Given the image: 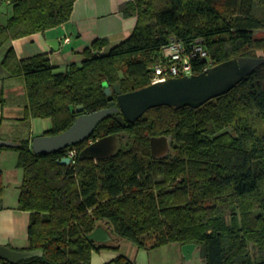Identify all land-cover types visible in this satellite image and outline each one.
Segmentation results:
<instances>
[{
    "label": "trees",
    "instance_id": "16d2710c",
    "mask_svg": "<svg viewBox=\"0 0 264 264\" xmlns=\"http://www.w3.org/2000/svg\"><path fill=\"white\" fill-rule=\"evenodd\" d=\"M76 1L9 0L13 14L0 23V49L68 22ZM258 8L264 10V0H133L121 8L138 17L132 35L106 54V43L94 41L82 64L65 73H54L47 55L19 60L9 48L1 64L24 79L23 120L50 119L45 135L108 108L105 83L120 84L124 93L151 85L171 38L188 47L201 40L214 66L240 57L263 63L198 109L158 107L125 126L110 116L83 142L47 155H36L29 138L0 147V154L16 151L25 172L18 209L30 212V246L14 250L42 252L18 262L0 258V264H91L105 245L87 236L102 223L141 248L195 244L206 264H264V36H257L264 18ZM120 132L130 134L128 148L105 160L80 159L88 145ZM155 136L173 137L168 157H152ZM70 149L75 162L61 164ZM4 187L0 171V196ZM114 263L133 264L124 256Z\"/></svg>",
    "mask_w": 264,
    "mask_h": 264
},
{
    "label": "crops",
    "instance_id": "0c3cea01",
    "mask_svg": "<svg viewBox=\"0 0 264 264\" xmlns=\"http://www.w3.org/2000/svg\"><path fill=\"white\" fill-rule=\"evenodd\" d=\"M131 1L133 0H77L68 22L44 32L13 40L0 49V139L14 141L29 138L32 143L36 137L32 134L35 119L30 120V124L23 120L28 102L24 79L11 77L1 64L6 51L13 48L19 60L47 55L52 66L56 68L54 73H65L71 65L82 64L85 49L90 48L94 41L103 40L106 43L102 50V53L106 54L132 35L138 17L126 16L121 9L124 4ZM11 16L12 14L8 20ZM48 126L46 131L51 129L52 124ZM6 155L17 157L18 160V153L15 154L11 150L3 151L0 158ZM2 168L0 167V171L3 173L4 188L17 184L18 193L16 192V203L4 201L6 200L4 190L0 196V245L12 249L28 248L30 212L18 209L20 186L25 172L18 166L16 170ZM99 228L103 229L111 240L103 243L105 247L92 253L91 264H115L114 262L121 256L133 264H168L166 256L157 251H153L151 256V251L145 250L148 248H141L132 241L119 239L111 233L107 225ZM173 247L181 249L178 245ZM161 248L164 249L163 246Z\"/></svg>",
    "mask_w": 264,
    "mask_h": 264
},
{
    "label": "water",
    "instance_id": "95a60500",
    "mask_svg": "<svg viewBox=\"0 0 264 264\" xmlns=\"http://www.w3.org/2000/svg\"><path fill=\"white\" fill-rule=\"evenodd\" d=\"M262 63L263 60L260 58H233L200 74L169 79L127 93L123 92L120 84L111 87L105 83V92L110 100L108 108L81 115L72 126L60 134L35 137L31 143L32 151L36 155H47L83 142L90 137L102 121L110 116H114L120 124L125 126L127 122L135 124L148 111L158 107L198 109L209 101L229 93L247 76L255 72ZM78 109L82 110L83 107L80 106ZM127 140L128 137L122 139L119 134L103 137L83 149L80 159L99 161L111 158L119 152L121 142L125 144ZM172 142V136L152 137L150 139L152 157L155 159L168 157L172 150ZM15 146H17L15 141L0 139V147ZM71 162L70 157H64L60 161L65 165ZM87 238L99 244L111 240V237L101 228H97ZM197 249L195 244L184 245L183 254L186 264H193V255ZM37 256H42V252L17 251L0 245V258L10 262Z\"/></svg>",
    "mask_w": 264,
    "mask_h": 264
},
{
    "label": "built area",
    "instance_id": "2783aa9c",
    "mask_svg": "<svg viewBox=\"0 0 264 264\" xmlns=\"http://www.w3.org/2000/svg\"><path fill=\"white\" fill-rule=\"evenodd\" d=\"M202 65L201 71L195 70V62ZM214 66L209 51L201 40L188 47L183 41L171 38L170 42L161 49L160 57L152 68L151 84L165 82L169 79L192 76L207 71ZM76 150L70 149L66 157L74 159Z\"/></svg>",
    "mask_w": 264,
    "mask_h": 264
},
{
    "label": "rangeland",
    "instance_id": "374dc122",
    "mask_svg": "<svg viewBox=\"0 0 264 264\" xmlns=\"http://www.w3.org/2000/svg\"><path fill=\"white\" fill-rule=\"evenodd\" d=\"M218 8L220 10L222 9L221 6H218ZM255 12L259 17L264 18V10L263 9L258 8L255 10ZM11 14H13V4L11 2H9V0H0V23L6 25L8 22V18ZM257 36L263 37L264 32H258ZM263 54L264 53L260 51L259 55H263ZM110 86L112 87L113 85L111 84ZM51 124H52L51 121H45L44 119H37L36 118L34 123L32 124V134L35 135L36 137L45 135L46 129L49 127L48 125H51ZM13 152H15V154H17L16 151L13 150ZM17 161H18L17 157L13 158V157H9L7 155L3 156L0 158V167H3L2 169H4V168L5 169L14 168L15 169V168H17ZM15 181H16V179H15ZM19 184H21V182ZM16 185L17 184H12L9 187L6 186V189L4 188V192H6V200H4V201L16 203V201H17L16 192L18 193V191L16 190ZM10 188H12V189H10ZM8 193H9V195H8ZM4 201H1V202H4ZM101 225H107L108 228L110 229V231L112 230L110 224L108 225V224L102 223ZM146 236H144V238H146ZM170 245H171V247H170ZM170 245H168V246L165 245L167 247L163 246L164 249L159 247V249L155 248L156 250L155 249H145V250H150L151 256H153V251H157L162 256L163 255L166 256V258H167L166 263H168V264H186V260L184 258V254H183V247L184 246L181 245L180 243H173ZM173 245L181 246V249L177 248V247H173ZM125 251H126V248H124V252ZM252 253L255 254L254 249H252ZM193 263L194 264H206L205 260L202 257V253H201L200 248H198V250L194 254Z\"/></svg>",
    "mask_w": 264,
    "mask_h": 264
},
{
    "label": "flooded vegetation",
    "instance_id": "af4514ba",
    "mask_svg": "<svg viewBox=\"0 0 264 264\" xmlns=\"http://www.w3.org/2000/svg\"><path fill=\"white\" fill-rule=\"evenodd\" d=\"M115 100H116V95H115ZM119 135L122 137V139H124L125 137H128L130 134L127 133V132H120ZM124 148H128L127 142L125 144H124V142H121V146H120V150L119 151L123 150Z\"/></svg>",
    "mask_w": 264,
    "mask_h": 264
}]
</instances>
